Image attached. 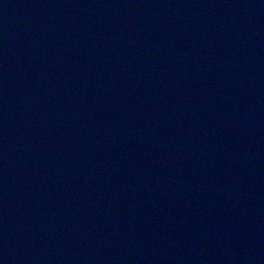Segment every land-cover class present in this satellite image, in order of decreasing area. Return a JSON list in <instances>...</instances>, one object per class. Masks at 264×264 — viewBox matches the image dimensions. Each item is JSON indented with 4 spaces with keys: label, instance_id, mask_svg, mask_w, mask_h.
Masks as SVG:
<instances>
[{
    "label": "water",
    "instance_id": "1",
    "mask_svg": "<svg viewBox=\"0 0 264 264\" xmlns=\"http://www.w3.org/2000/svg\"><path fill=\"white\" fill-rule=\"evenodd\" d=\"M0 264H264V0H0Z\"/></svg>",
    "mask_w": 264,
    "mask_h": 264
}]
</instances>
